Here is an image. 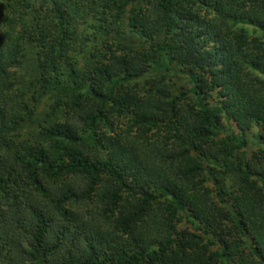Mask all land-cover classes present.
Instances as JSON below:
<instances>
[{"label": "trees", "instance_id": "1", "mask_svg": "<svg viewBox=\"0 0 264 264\" xmlns=\"http://www.w3.org/2000/svg\"><path fill=\"white\" fill-rule=\"evenodd\" d=\"M0 264H264V0H0Z\"/></svg>", "mask_w": 264, "mask_h": 264}, {"label": "rangeland", "instance_id": "2", "mask_svg": "<svg viewBox=\"0 0 264 264\" xmlns=\"http://www.w3.org/2000/svg\"><path fill=\"white\" fill-rule=\"evenodd\" d=\"M238 27L241 28L244 31V33H246L248 36H259L260 35L259 31L256 28L252 27V26H248V25H238ZM113 40H114V42L116 40V42L118 41L121 44H126V45H130V46H133L135 44L136 45L138 44V39L135 36H133L132 34L128 33V32H126L124 34H115L113 36ZM12 70L15 72V76H17V77H20V75L22 74V71H20L18 67L15 68V69H12ZM174 77H176V76H174ZM177 78L180 79V76L177 75ZM173 80L175 81L174 87H178L177 79L174 78ZM25 83H23L24 86H25ZM26 129H28V128L24 124L22 126V128L20 129V132H21L22 136H26V132H25ZM252 129H254V128H252ZM208 185L210 186L209 183H208ZM185 225H186L185 222H180L178 224V226L180 228L184 227Z\"/></svg>", "mask_w": 264, "mask_h": 264}]
</instances>
